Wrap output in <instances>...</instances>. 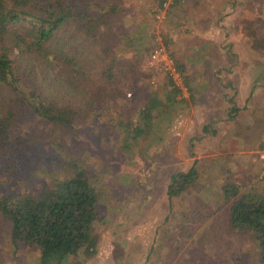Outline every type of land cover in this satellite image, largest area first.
<instances>
[{
  "label": "rangeland",
  "instance_id": "rangeland-1",
  "mask_svg": "<svg viewBox=\"0 0 264 264\" xmlns=\"http://www.w3.org/2000/svg\"><path fill=\"white\" fill-rule=\"evenodd\" d=\"M87 1L90 11L105 8ZM117 2L111 35L89 49L84 76L54 84L51 70L30 71V88L52 87L53 99L74 111V126L50 122L21 101L10 146L0 145V198L48 191L83 170L98 191L99 248L66 264H257L255 238L231 226L223 185L264 191L257 156L264 146V0H182L170 7L181 16L208 11L214 22L207 50L193 51L181 41L188 32L181 16L165 23L169 51L185 67L188 98L148 65L159 1ZM176 32L182 35L175 45ZM194 161L199 181L169 199L171 176ZM39 262L38 248L12 243L10 219L0 211V264Z\"/></svg>",
  "mask_w": 264,
  "mask_h": 264
},
{
  "label": "trees",
  "instance_id": "trees-1",
  "mask_svg": "<svg viewBox=\"0 0 264 264\" xmlns=\"http://www.w3.org/2000/svg\"><path fill=\"white\" fill-rule=\"evenodd\" d=\"M101 1L105 8L94 12L89 10L92 4L87 0H0L2 147L10 146L11 127L21 101L30 104L38 116L50 122L74 126V111L53 99L52 87L47 85L40 92L31 89L29 73L40 66L45 72L51 70L56 75L51 77L54 84L84 76V57L97 41L103 42V38L111 35L109 28L122 7L117 0ZM158 1V7H162L167 0ZM180 1L175 0L174 5ZM116 37H121L118 29ZM130 40L135 39L131 36ZM237 110L236 106L232 109ZM151 111V107L143 111L146 122ZM196 165L194 161L189 170L171 176L169 199L180 196L199 181ZM223 197L230 202L231 226L251 233L260 252L257 264H264V191H245L240 184L229 181L223 185ZM97 203V188L81 170L73 177L57 180L48 191L1 197L0 211L10 219L11 240L15 246L21 243L38 248L39 264H66L81 251L89 256L98 252Z\"/></svg>",
  "mask_w": 264,
  "mask_h": 264
},
{
  "label": "built area",
  "instance_id": "built-area-1",
  "mask_svg": "<svg viewBox=\"0 0 264 264\" xmlns=\"http://www.w3.org/2000/svg\"><path fill=\"white\" fill-rule=\"evenodd\" d=\"M175 0H167L162 7L155 10V19L159 22L166 19L168 10L174 5ZM153 40L155 46L150 54L148 65L162 71L169 78L172 86L184 97L188 98L190 89L188 87L183 70L177 62L168 54L165 39L159 30L154 31ZM155 81H153L154 83ZM258 159L263 163L258 174L259 179H264V147L257 151Z\"/></svg>",
  "mask_w": 264,
  "mask_h": 264
},
{
  "label": "crops",
  "instance_id": "crops-1",
  "mask_svg": "<svg viewBox=\"0 0 264 264\" xmlns=\"http://www.w3.org/2000/svg\"><path fill=\"white\" fill-rule=\"evenodd\" d=\"M182 3V0L179 2V4L175 5L176 7L181 5ZM175 10V11H174ZM170 14H169V10H168V13H167V16H166V19L164 21H158L156 20V23H157V26L153 29V35H154V31L157 29L160 31V33L163 35L164 39H165V43H166V46H167V49H168V54L173 58L171 52L169 51V46L172 48L173 46L171 44L168 43V37H166V33H164V28L166 27L165 23L167 21V19L170 17V19H178L180 20L181 18V21L183 20L184 23H187V28H188V32L185 36H183V38L181 39V41L185 42L186 43V46L189 47L192 51L194 50L195 47H200L202 48L203 50H207L206 47H207V44L214 40L212 39L214 36H213V27H212V23L214 24L213 22V17L210 18V14L208 11H205V12H200L199 13V10H191V9H188V12H183V16H181L180 12H181V9L180 8H177V9H174ZM181 16V18L179 19V17ZM199 17V18H198ZM171 21L169 20V23ZM209 24H211V26H209ZM161 26L163 27V30H161ZM180 35H182V32H179ZM179 33L176 32V34L173 36L171 35L170 38L171 40L174 39V42L175 45L177 44V38L179 36ZM194 37L196 38V40H200V42H196L194 43L193 40H194ZM170 40V39H169ZM155 44V43H153ZM152 44V45H153ZM212 46V45H210ZM209 48V47H208ZM180 56H184V55H179L178 56V59H180L179 57ZM174 59V58H173ZM175 60V59H174ZM176 61V60H175ZM177 62V61H176ZM178 64L181 65V69L184 70L185 67L180 63V62H177ZM185 74V73H184ZM235 106V105H234ZM237 107V106H236ZM233 108V107H232ZM206 127V126H205ZM206 130V128L204 129ZM264 147V146H262ZM261 147V148H262ZM260 149V148H259ZM258 149V150H259ZM257 150V151H258ZM258 156V155H257ZM259 160V159H258ZM259 172L262 168V165L263 163L259 160ZM259 174V173H258Z\"/></svg>",
  "mask_w": 264,
  "mask_h": 264
}]
</instances>
